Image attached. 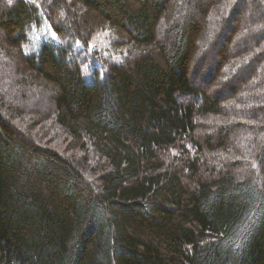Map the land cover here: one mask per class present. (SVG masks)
<instances>
[{"label": "trees", "instance_id": "16d2710c", "mask_svg": "<svg viewBox=\"0 0 264 264\" xmlns=\"http://www.w3.org/2000/svg\"><path fill=\"white\" fill-rule=\"evenodd\" d=\"M0 264H264V0H0Z\"/></svg>", "mask_w": 264, "mask_h": 264}, {"label": "rangeland", "instance_id": "374dc122", "mask_svg": "<svg viewBox=\"0 0 264 264\" xmlns=\"http://www.w3.org/2000/svg\"><path fill=\"white\" fill-rule=\"evenodd\" d=\"M45 33L47 34L48 37H51L54 35V33H52V32L49 33L47 30L37 31L32 36L33 43L31 45H34V47H36L40 42L44 41L45 40Z\"/></svg>", "mask_w": 264, "mask_h": 264}, {"label": "snow or ice", "instance_id": "6c2138e0", "mask_svg": "<svg viewBox=\"0 0 264 264\" xmlns=\"http://www.w3.org/2000/svg\"><path fill=\"white\" fill-rule=\"evenodd\" d=\"M51 27V26H49ZM48 39H52V40H55V35L51 36V37H48L47 34L45 33V42L48 40ZM82 47V46H81ZM89 48L91 49L92 46L89 45ZM25 55H28V53L26 52ZM87 57H85L86 59ZM245 123H255L254 121H245ZM249 220L251 221V217H249ZM248 225H245V227L242 229V232H247L248 230Z\"/></svg>", "mask_w": 264, "mask_h": 264}]
</instances>
